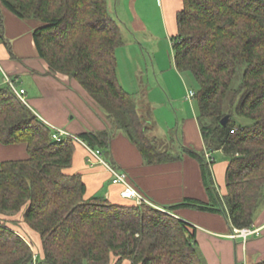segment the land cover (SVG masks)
Returning <instances> with one entry per match:
<instances>
[{
	"label": "trees",
	"instance_id": "obj_1",
	"mask_svg": "<svg viewBox=\"0 0 264 264\" xmlns=\"http://www.w3.org/2000/svg\"><path fill=\"white\" fill-rule=\"evenodd\" d=\"M1 6L20 19L40 22L33 31L39 56L52 73L79 81L113 127L82 132L79 140H56L54 128L8 84H0V143L25 144L28 152L0 165V264H207L196 227L176 210L221 213L229 218L231 233L253 226L264 202V0H183L177 12L175 65L198 81L195 98L207 150L224 151L229 163L221 194L214 161L183 146L181 151L201 165L209 200L187 197L163 208L87 197L82 174L67 172L77 143L107 151L116 129L148 164L182 157L151 134L135 95L119 81L117 49L126 42L109 0H0V43L11 51ZM18 213L21 220L8 218ZM21 221L40 235V252Z\"/></svg>",
	"mask_w": 264,
	"mask_h": 264
},
{
	"label": "crops",
	"instance_id": "obj_2",
	"mask_svg": "<svg viewBox=\"0 0 264 264\" xmlns=\"http://www.w3.org/2000/svg\"><path fill=\"white\" fill-rule=\"evenodd\" d=\"M139 1L129 0L130 11L118 15L121 18L118 21L120 24L127 25L129 23L127 26H130L131 39L132 36L136 37L139 34L148 37L146 41H140L137 38L136 45L128 49L130 63L136 70V74L138 73L140 76L141 72L144 71L142 65L137 62V56L139 53H144L145 58L148 55L151 60L150 67L153 69L156 82L160 84L163 79H166L164 73L169 68L176 71L175 77L172 78L173 84L182 82L181 74L183 72L177 69L174 59L169 66H166L160 59L161 50L157 49V45H154L152 41L156 29L151 23V14L147 12V0L140 2V11L137 7ZM182 7L183 0L158 1L160 19L167 40L170 38L172 41V36L178 32L176 16ZM1 11L4 20V35L12 53L5 43H0V64L3 70L13 79H16L18 85L26 90L27 104L33 112L52 128L62 129L77 136L85 131L112 128V123L106 112L79 81L64 73H52L47 61L39 56L33 31L40 25V22L33 19H20L3 6H1ZM131 39L130 44L133 40ZM127 45L128 42L121 47H128L129 45ZM119 48L117 49L118 77L122 85V82H125V77L121 73ZM145 72L148 74V68ZM146 78H148L147 82L150 85V77ZM182 79V83L187 88V93L184 95L185 100L187 99L190 106L185 103L182 106L186 112L184 115L182 114V122L178 116L174 129L172 127L176 132L175 139H173L182 147L187 146L197 151H204L206 158L208 154L211 156V161H214L212 170L216 185L221 194H224L226 192L225 174L229 158L222 150L214 152L207 150L198 121V114L193 105V98L188 97L191 90L187 87L186 79ZM183 84L181 85L184 87ZM149 87L150 89L153 88L145 86L146 92H148L147 88ZM154 91L155 89L143 95L131 93L135 95L140 109L151 122V134L158 137L164 146V137L159 135V126L152 103L161 102L162 105H167L173 100L174 107L178 103L176 102L178 97L174 95L171 98L170 95L168 96L169 102H167L163 96L164 101H162L159 94L154 93ZM181 103L183 104L180 101ZM103 152V158L106 159V162L109 161L117 169L126 172L129 181L158 208L178 203L187 197L198 198L203 201L209 200L203 184L199 161L182 152L181 149L176 152L171 151L181 154L182 157L178 160L161 164H148L130 138L120 129H116L110 148ZM27 156L25 144L4 145L0 143V165L5 160L23 159ZM90 156L89 146L84 142L77 143L73 164L67 172L82 174L87 185V197L98 195L108 198L113 203H126L127 201L121 195L123 185L113 183L109 168L94 158L90 159ZM175 215L196 227L199 247L207 264H239L245 258L250 264H257L264 259V202L257 211L253 223V227L261 228L260 234L250 236L246 244L241 243V238L234 240L229 237L231 224L229 218L221 213L180 208L175 211ZM8 218L22 219L21 213L8 216ZM20 224L22 230L35 241L34 250L40 252V235L30 229L25 222L21 221ZM123 264H129V262L125 261Z\"/></svg>",
	"mask_w": 264,
	"mask_h": 264
},
{
	"label": "rangeland",
	"instance_id": "obj_3",
	"mask_svg": "<svg viewBox=\"0 0 264 264\" xmlns=\"http://www.w3.org/2000/svg\"><path fill=\"white\" fill-rule=\"evenodd\" d=\"M143 2V0H140L137 3V7L139 8L140 11V2ZM158 1L159 0H147L146 4H147V12H149L150 18H151V23H153L156 32H154L155 36L152 38V41L154 42V45H157V49L161 50L159 57L160 59L163 61V63L167 66H169V64H172L173 62V52L174 49L172 47V41L167 40L164 30H163V25L161 22V17H160V12H159V8H158ZM130 3L129 0H109V10L111 15L118 21H120V17L118 16L119 13L122 14L125 11L128 13V11H130L131 7H130ZM129 25V23L127 24ZM126 24H122L121 26L123 28V35H124V39L125 42H128V47H121L118 50V55L120 58V68H121V73L124 75L125 77V82H122V86L130 91V92H134L135 95H138L137 93H139V95H143L144 93H150L151 91H153V89H155L154 93L159 94V97L162 99V101H164V98L167 99V102H169L168 100V96H170L171 98H173V96L175 95L176 97H178V100H176V102H178L177 104L174 105L173 107V100L170 101L167 105H162L161 102L158 103H152V106L154 107V112L156 115V120L159 126V135H161L162 137H164L163 139V143L165 144L164 147L165 149H168L170 151L176 152L179 151L180 149L182 150V146L179 145V143H175L174 141V137L176 136V132L174 129V125H176V121L178 119V116H180L181 122H182V114L184 115V113L186 112L184 109H182V106H184V103L187 104V106H190L189 102L187 101V99L185 100V96L187 93V88L186 86L182 83L183 79H186L187 82V87L189 90H194L195 92L199 89V84L198 81L195 79V77L193 76V74L189 71L183 72V74H181L182 78V82H176V84H173L172 82V78L173 76L175 77V69H171L169 68L168 70L165 71L164 76L166 79H163V82L161 81V83L159 84L156 79V77L154 76L153 73V69L150 67L151 66V60L147 55V58H145L144 53H139L137 56V62H139L142 65L143 71L141 72L140 76H138V73L136 74V70H134V67L132 66V63H130L129 61V51L128 49L132 46L136 45V39L138 38L140 41H146V39L148 38L147 36L143 35V34H139L136 37L130 36V32H129V27ZM130 39L132 40V43L130 44ZM134 44V45H133ZM153 45V44H151ZM141 57V58H140ZM148 65V66H147ZM0 67L2 68L1 64ZM149 70L148 74L145 72L146 70ZM3 69V68H2ZM159 74V73H158ZM242 74V69L240 70L238 76L235 79V85L238 84L239 80H240V75ZM150 77V85H148V78L146 77ZM166 83V84H165ZM183 84L184 87L181 85ZM151 86L153 88L148 89V92H146L147 90H145L144 88ZM171 86V87H170ZM188 90V92H189ZM164 96V98H163ZM138 97V96H137ZM180 101L183 102V104H180ZM158 104V105H157ZM193 105L195 107V111L197 112V114L199 113V108H198V103H197V99L195 97H193ZM178 111V112H177ZM173 127V129H172ZM174 138V139H173ZM177 140V139H176ZM106 157V156H105ZM105 159V158H104ZM106 160V159H105ZM98 196V195H97ZM250 264V262H249Z\"/></svg>",
	"mask_w": 264,
	"mask_h": 264
},
{
	"label": "built area",
	"instance_id": "obj_4",
	"mask_svg": "<svg viewBox=\"0 0 264 264\" xmlns=\"http://www.w3.org/2000/svg\"><path fill=\"white\" fill-rule=\"evenodd\" d=\"M0 84H8L16 95L25 103L27 102L26 99V90L18 85V81L13 79L9 76L1 67H0ZM196 92L191 90L189 92V98L195 97ZM71 138L74 140H79L77 135H74L70 132H67L62 129H55L53 132V138L56 140H60L61 138ZM103 150L100 148H90V159L94 158L97 162H101L105 164L112 173V182L115 184L123 185V189L121 195L123 198L134 200L136 203L141 204L143 202L149 203L152 205L150 200L143 195L128 179V174L124 171L117 169L116 167L110 165L106 160L103 158ZM207 158L211 161V156L208 154ZM261 228L251 227H244V228H235L234 231L229 235L230 238L237 240L241 238V243L246 244L249 237L252 235H259ZM239 264H249L248 260L245 258L239 262Z\"/></svg>",
	"mask_w": 264,
	"mask_h": 264
},
{
	"label": "water",
	"instance_id": "obj_5",
	"mask_svg": "<svg viewBox=\"0 0 264 264\" xmlns=\"http://www.w3.org/2000/svg\"><path fill=\"white\" fill-rule=\"evenodd\" d=\"M229 117H230L229 115L224 116L223 119L221 120V123L223 125H226L228 123Z\"/></svg>",
	"mask_w": 264,
	"mask_h": 264
}]
</instances>
